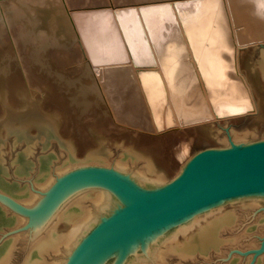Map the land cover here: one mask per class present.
<instances>
[{
	"label": "bare ground",
	"instance_id": "1",
	"mask_svg": "<svg viewBox=\"0 0 264 264\" xmlns=\"http://www.w3.org/2000/svg\"><path fill=\"white\" fill-rule=\"evenodd\" d=\"M25 23L56 33L54 42L41 46L37 60L24 56L30 46ZM8 30L14 47L9 42L7 51L0 45L1 231L24 222L46 183L73 166H124L166 182L159 161L172 141L185 155L196 136L230 146L264 132V0H0V42ZM258 46L261 54L253 63L247 52ZM36 65L41 72H35ZM72 72L76 78L68 77ZM67 87L82 94L78 113H89L84 123L76 120L79 125L66 121L58 99L48 100ZM242 116L256 124L224 131L212 125ZM11 137L23 146L14 158L13 182L4 163ZM54 141L60 147L58 161L56 152L30 159L37 144ZM112 144L120 147L117 157ZM168 164L178 175L180 165ZM103 193L93 188L67 201L20 263L44 264L61 253ZM228 202L237 204L225 208ZM262 206L264 195L204 207L157 230L119 264H168L172 256L179 263L196 262L198 256L208 262L212 254L241 242L254 226L234 229ZM255 216L252 223L260 226L264 215ZM19 242L17 233L0 242V264H15ZM235 259L225 264H237ZM101 264H116V254Z\"/></svg>",
	"mask_w": 264,
	"mask_h": 264
},
{
	"label": "water",
	"instance_id": "2",
	"mask_svg": "<svg viewBox=\"0 0 264 264\" xmlns=\"http://www.w3.org/2000/svg\"><path fill=\"white\" fill-rule=\"evenodd\" d=\"M99 188L103 197L61 253L44 264H116L204 207L239 196L264 195V139L195 152L176 177L149 179L124 166L76 165L54 177L35 198L23 224L20 260L59 209L77 194ZM264 250V240L262 251Z\"/></svg>",
	"mask_w": 264,
	"mask_h": 264
},
{
	"label": "rangeland",
	"instance_id": "3",
	"mask_svg": "<svg viewBox=\"0 0 264 264\" xmlns=\"http://www.w3.org/2000/svg\"><path fill=\"white\" fill-rule=\"evenodd\" d=\"M22 25H24V28H25V33H26L25 39L28 41L27 44L30 43L29 44L30 46H28L27 50L24 51V56H30V57H33L37 60L38 55H39V50H41L40 49L41 46L43 44H46V43L54 42V40L56 39V33L52 27H48V28H43V27H39V26L35 27L33 25H29L26 23L22 24ZM14 26H17V25H14ZM8 37H10V40L8 39ZM1 38H2V42H0V45H1V47L4 48V50L8 51L7 48L10 46L9 42L14 47L10 30H8L7 34H1ZM261 48H262L261 46H258L256 48H253L252 51L247 52L248 55L251 57L253 63H255L257 61V59L259 58V56L261 54L259 51H261ZM55 49L56 48L53 49V52L58 50V49H56V50ZM15 51H16V49L12 48V52L14 53ZM22 51H23V49H22ZM16 54H17V51H16ZM19 66L22 69V66L18 65V68H19ZM16 68H17V66H16ZM35 68H36L35 72H41L38 65H36ZM17 69H16V71H17ZM68 75H69L68 76L69 78H76V75L73 72L68 74ZM71 80H74V79H71ZM46 81H49V82H47V84H50V83L53 84V82H51L50 80H46ZM55 86L57 87L58 85L54 84L53 87H55ZM32 88L34 89L35 86L34 87L32 86ZM69 88L70 87L64 88L65 89L64 91L59 92V93L54 95L55 98L52 95L48 100L55 101L58 99V102L60 103L59 107L62 109L61 111H63V115L67 119L66 121H71L75 126V125H79V123L76 122L77 119H78L77 121L82 120V122H83L85 120L90 119V117L88 116L89 113L84 115L86 110L79 109L80 113H78V111L75 109L76 106H79V105H81V103H83V97H82L81 93H73ZM74 88H76V87L74 86ZM38 93H40V91ZM51 104H53V103H51ZM50 107L53 108L52 106H50ZM212 123L210 122V126H211V124L213 126L215 125L216 128H220L222 131L225 130L224 129L225 127L226 128L232 127V128H236V129L240 130V129H244V128H252L256 124L254 122L253 117H246V116H242V117H239L237 119L231 118V119L212 121ZM72 128H74V127H72ZM77 128H79V127H75L76 132L79 131V130H77ZM78 135H79V132H78ZM73 137L76 138L75 136H73ZM263 139H264V132H261V134H259L252 141H258V140H263ZM11 141H12V137H11L9 145L6 148H4V156H5L4 163H5V166L7 167L8 171H9V175L7 176V178L9 180L11 179L10 181L13 182L14 181L13 180L14 175L12 174L13 173L12 169L14 168V165H15L13 163L14 158L23 149V146L21 143H14ZM82 141L83 140L81 139V137L77 136L76 142H78L80 144V143H82ZM58 146L59 145H57V143L55 141L52 144H44V143L37 144L34 147L33 154L31 156L32 158L30 157V159L35 162L34 159L43 158L47 155L54 154L56 152L54 154L56 156L55 161H58V156H59L58 154H61L60 153V147H58ZM228 146L229 145L221 143L218 140H215L214 138L213 139H207L205 137L196 136L195 140L191 143V146L188 150V153L183 155L182 152H180V150H179V143L177 142V140H175V141H172V143L170 145H167V147L169 149L168 150L169 153L167 154V150L165 151L166 157L164 156L159 161V165L163 169V172L166 173L167 181H168V180H171L177 176V174L173 173V168L171 169V167H169V169H168L166 167L169 165L168 163H172V167L175 166V164L180 165V167H181L195 152H197L199 150L206 149V148H218V147H228ZM78 147H79V145H78ZM109 148L112 149V153L114 156L117 157L120 154L119 153L120 147H118L117 145H115V144L109 145ZM79 149H80V147H79ZM23 180H25V178ZM21 184L25 185L24 181H23V183L21 182ZM233 203H234V205L237 204L236 202H228V204L225 206V208L232 207ZM260 210H264V206L257 209L254 213L252 211L251 212L252 214L249 213V216H245V218H241L242 221H240V224L238 225V227H236L234 229L236 231V232L235 231L234 232L237 233V232H240L243 228L245 230L247 225L254 226V228L249 233H247L246 236H243V239H240L241 242L238 244H234V246H232V247L229 245L228 247H226L225 249L222 250L223 252L221 254H216V253L212 254L211 257H209L208 262L202 261L201 257L198 256L195 259L196 262L191 261V260H184V262L179 263L177 257L172 256L168 259L167 263L168 264H225L227 261H229L231 259L232 256L236 255L235 262L237 261V264L239 262H240L239 264H256L258 262V261L256 262V260L257 259L259 260V258L262 256H263L262 260H263V264H264V250L262 251V242L264 240V229H263L264 221L262 223H260V226L252 223V222H255L256 216L254 217V215L256 214V212L258 214H260V216L264 215V213H261L262 211H260ZM5 213H7L10 216L9 212H5ZM261 214H263V215H261ZM258 217H259V215H258ZM23 223L24 222L20 223L16 227L14 226L15 228L12 227L13 229L12 228L9 229L6 227L5 229H3V231L0 230L2 232V233H0V242H2L4 240V238L8 237L9 235H11L13 233H15V234L17 233L21 237ZM250 223H252V224H250ZM261 226H262V228H261ZM17 249L18 250H16V251H18V252H16V256L14 257V259H16V260L18 258V254H19L20 242L18 244ZM14 259H13V263H16V260H14ZM247 259H248V261H247Z\"/></svg>",
	"mask_w": 264,
	"mask_h": 264
}]
</instances>
